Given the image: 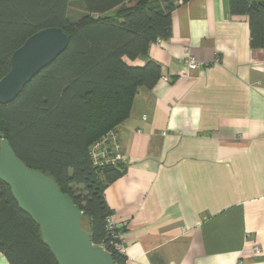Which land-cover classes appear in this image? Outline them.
<instances>
[{"label":"crops","instance_id":"1","mask_svg":"<svg viewBox=\"0 0 264 264\" xmlns=\"http://www.w3.org/2000/svg\"><path fill=\"white\" fill-rule=\"evenodd\" d=\"M149 56L162 76L119 126L127 168L105 191L128 264H264V51L249 16L179 1ZM190 56L202 66L181 76Z\"/></svg>","mask_w":264,"mask_h":264},{"label":"trees","instance_id":"2","mask_svg":"<svg viewBox=\"0 0 264 264\" xmlns=\"http://www.w3.org/2000/svg\"><path fill=\"white\" fill-rule=\"evenodd\" d=\"M0 0V79L12 53L35 32L59 26L70 35L68 48L8 104L0 103L4 134L21 161L51 176L82 211L95 244L128 264L116 248L122 228L108 229L112 215L105 191L122 177L127 163L94 164L92 144L129 118L140 87L162 76L150 58L151 45L172 35V12L189 0ZM232 14L249 16L250 42L264 51V0H229ZM112 11V12H111ZM138 58L144 65L128 62ZM85 218L88 226H85ZM0 251L10 264H59L40 226L23 211L0 178Z\"/></svg>","mask_w":264,"mask_h":264},{"label":"water","instance_id":"3","mask_svg":"<svg viewBox=\"0 0 264 264\" xmlns=\"http://www.w3.org/2000/svg\"><path fill=\"white\" fill-rule=\"evenodd\" d=\"M262 1L251 0L255 6ZM69 43L70 35L59 26L46 27L29 36L12 53L10 70L0 79V103L14 101ZM0 178L11 187L20 208L40 226L43 240L59 264H115L112 254L93 242L73 199L51 176L21 161L4 134L0 141Z\"/></svg>","mask_w":264,"mask_h":264},{"label":"built area","instance_id":"4","mask_svg":"<svg viewBox=\"0 0 264 264\" xmlns=\"http://www.w3.org/2000/svg\"><path fill=\"white\" fill-rule=\"evenodd\" d=\"M201 66L202 62L190 56L184 60V67L180 75L185 76L191 71L199 69ZM90 153L94 164L97 165L127 163V156L122 150L118 133L115 130L108 131L99 140L95 141L91 146ZM115 227L116 223L112 216H110L108 218V229L112 231ZM115 246L119 251L124 253L125 250L121 242ZM255 251L259 252L258 246H255Z\"/></svg>","mask_w":264,"mask_h":264},{"label":"rangeland","instance_id":"5","mask_svg":"<svg viewBox=\"0 0 264 264\" xmlns=\"http://www.w3.org/2000/svg\"><path fill=\"white\" fill-rule=\"evenodd\" d=\"M135 0H127L125 1L124 4L126 5H130L132 3H134ZM82 12L81 8H80V4H79V1L78 0H74L72 2V5H71V15L76 18L80 13ZM112 12V11H111ZM85 222V226H88V220L85 218L84 220Z\"/></svg>","mask_w":264,"mask_h":264}]
</instances>
